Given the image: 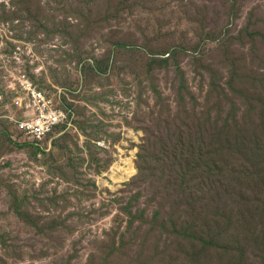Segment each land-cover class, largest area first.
<instances>
[{
    "label": "rangeland",
    "instance_id": "1",
    "mask_svg": "<svg viewBox=\"0 0 264 264\" xmlns=\"http://www.w3.org/2000/svg\"><path fill=\"white\" fill-rule=\"evenodd\" d=\"M233 66L263 83L261 95L229 89ZM21 76L73 111L71 128L40 145L12 140L6 115ZM224 92L240 128L261 131L264 0H0V264H240L237 245L244 262L264 261L263 218L254 239L236 221L218 228L207 195L210 224L193 226L212 240L202 247L167 222L187 225L198 209L189 213L159 173L138 174L141 145L163 148L195 113L210 128L228 117ZM127 160L135 172L116 180ZM262 185L249 190L263 197Z\"/></svg>",
    "mask_w": 264,
    "mask_h": 264
},
{
    "label": "trees",
    "instance_id": "2",
    "mask_svg": "<svg viewBox=\"0 0 264 264\" xmlns=\"http://www.w3.org/2000/svg\"><path fill=\"white\" fill-rule=\"evenodd\" d=\"M167 53L169 54V51ZM230 75L227 86L234 93L252 97L261 95L258 89L263 88V83L259 82L257 85L256 78L245 76L236 66L232 67ZM236 78L239 81L238 85ZM212 86L213 88L218 87L215 81H212ZM183 88L185 84L181 85V90ZM155 92L161 98L160 93L157 90ZM224 95L231 104L228 117L224 119L217 117L215 125L210 128L209 119L205 122H197L202 116L195 113L191 118L190 130L178 133L174 140L166 139V145L153 153L148 152L141 145L137 156L140 177L146 174V178H152L156 177V172L159 173L160 177L175 185L178 198L186 201L189 213L198 209L196 212L198 214L190 217L187 225H185L186 221L178 223L167 220V222H173L175 226L187 230V236L191 239L202 238L204 241L202 247H209V242L212 240L200 234L193 226L196 225V219L201 218L203 209L206 208L200 205L205 202L207 195L211 196L215 213L220 212V215L213 214L212 216L218 218L214 220L219 225L218 228L221 227V220L224 227L236 221L245 235L248 234L254 239L253 232L257 226L256 222L262 218L264 221V196L258 197L254 191L249 190L252 184H263L264 188V169L256 170L237 161L240 156H244L247 162L264 166V110L259 115L261 131L254 130L247 123L240 128L239 120L236 119L237 104L228 97L226 92ZM218 122H221V125H217ZM10 133L12 134L11 127ZM184 134L187 135L184 137ZM11 137L14 142L23 146L24 143L14 139L13 135ZM233 191L237 194L236 201L230 203L229 200H225L220 204L223 197H231ZM249 204L255 205L253 209ZM244 207H247L246 211ZM129 214L133 221L135 214L132 212ZM155 216H159L158 211L155 212ZM171 216L175 217L174 210ZM208 218L209 216L202 217L201 222L205 225L210 224ZM248 226H251V229ZM236 247L238 249L236 258H240V264H249L243 261V248L238 245ZM257 264H264V261L260 260Z\"/></svg>",
    "mask_w": 264,
    "mask_h": 264
},
{
    "label": "built area",
    "instance_id": "3",
    "mask_svg": "<svg viewBox=\"0 0 264 264\" xmlns=\"http://www.w3.org/2000/svg\"><path fill=\"white\" fill-rule=\"evenodd\" d=\"M17 93L12 105L14 113L6 115L14 139L31 146L40 145L55 130L72 127L74 113L59 107L56 95L39 90L25 76L18 78Z\"/></svg>",
    "mask_w": 264,
    "mask_h": 264
},
{
    "label": "bare ground",
    "instance_id": "4",
    "mask_svg": "<svg viewBox=\"0 0 264 264\" xmlns=\"http://www.w3.org/2000/svg\"><path fill=\"white\" fill-rule=\"evenodd\" d=\"M124 165H125L124 167L119 166V165H116L114 167V169L117 168L119 172L124 173L122 175H119V173H117L115 175L116 180H125L126 178H128L129 176H131L135 172V170H134V172L132 173V171L134 169L132 160H127Z\"/></svg>",
    "mask_w": 264,
    "mask_h": 264
}]
</instances>
